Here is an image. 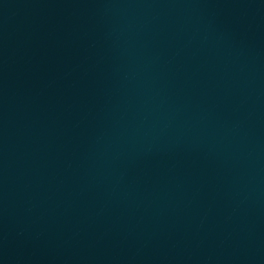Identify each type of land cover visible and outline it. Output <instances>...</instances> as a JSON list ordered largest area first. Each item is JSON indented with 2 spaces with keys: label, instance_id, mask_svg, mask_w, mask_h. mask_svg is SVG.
I'll list each match as a JSON object with an SVG mask.
<instances>
[{
  "label": "water",
  "instance_id": "obj_1",
  "mask_svg": "<svg viewBox=\"0 0 264 264\" xmlns=\"http://www.w3.org/2000/svg\"><path fill=\"white\" fill-rule=\"evenodd\" d=\"M0 264H264V0H0Z\"/></svg>",
  "mask_w": 264,
  "mask_h": 264
}]
</instances>
